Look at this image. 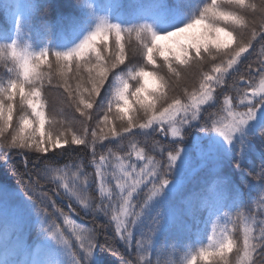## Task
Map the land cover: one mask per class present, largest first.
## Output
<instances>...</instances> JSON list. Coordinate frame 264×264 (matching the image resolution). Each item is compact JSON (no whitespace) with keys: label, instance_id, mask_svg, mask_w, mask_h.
<instances>
[{"label":"snow or ice","instance_id":"obj_1","mask_svg":"<svg viewBox=\"0 0 264 264\" xmlns=\"http://www.w3.org/2000/svg\"><path fill=\"white\" fill-rule=\"evenodd\" d=\"M0 63V264H264V0H0Z\"/></svg>","mask_w":264,"mask_h":264},{"label":"trees","instance_id":"obj_2","mask_svg":"<svg viewBox=\"0 0 264 264\" xmlns=\"http://www.w3.org/2000/svg\"><path fill=\"white\" fill-rule=\"evenodd\" d=\"M50 39L53 41V42H56V41H59V40H63V39H70V37L65 33V34H61L59 32L57 33H54ZM134 39H133V43H134ZM259 51V46H257V52ZM252 59H255V57H253ZM9 66H11V62L9 60ZM7 80V71H6V68L4 67V64L3 63H0V81H6ZM45 92L47 95H49L50 99L52 100H55L56 97H57V93L55 92V90H49V89H45ZM57 107H59V105H57ZM78 115V114H77ZM74 147H82V146H74ZM13 160L14 161H19V158L18 157H13ZM2 163V162H0ZM3 178V175H2V172H0V179ZM9 183L11 184H15L16 181H15V178H10L9 179ZM209 234L210 233V229H209ZM203 243L206 245L208 243L207 239L204 238L203 239ZM119 254H124V250H123V247L120 248V252ZM105 255L108 257L109 259V262L110 264H118V259L119 257L118 256H112L110 253H105ZM183 255V253H181V256ZM180 257H177V256H173L172 259L173 260H178ZM229 258L231 260H235V256L234 254H229Z\"/></svg>","mask_w":264,"mask_h":264}]
</instances>
